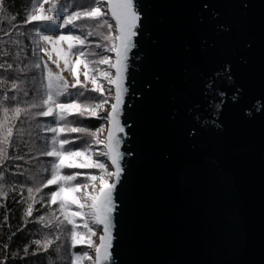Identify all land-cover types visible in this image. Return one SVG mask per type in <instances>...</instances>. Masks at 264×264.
I'll list each match as a JSON object with an SVG mask.
<instances>
[{
	"label": "water",
	"instance_id": "95a60500",
	"mask_svg": "<svg viewBox=\"0 0 264 264\" xmlns=\"http://www.w3.org/2000/svg\"><path fill=\"white\" fill-rule=\"evenodd\" d=\"M246 2L242 19L237 0H138L119 264H264V0ZM225 64L242 90L221 82L212 115L204 82Z\"/></svg>",
	"mask_w": 264,
	"mask_h": 264
},
{
	"label": "snow or ice",
	"instance_id": "6c2138e0",
	"mask_svg": "<svg viewBox=\"0 0 264 264\" xmlns=\"http://www.w3.org/2000/svg\"><path fill=\"white\" fill-rule=\"evenodd\" d=\"M137 3L138 0H32L24 21L32 24V30L17 33V37L31 41L32 58L21 67L19 53L0 52L7 58L0 62V199L16 191L9 177L24 176L25 183L31 182L24 217H32L34 205L40 204L44 214L37 209L35 220L49 230L42 239L32 240L37 247L31 255L47 253L48 264H54L52 256L56 264H119L114 252L116 216L123 205L118 189L127 174L126 165L135 156L131 149L122 148L134 126L126 117V108L134 107L128 104L129 96L138 100L145 96V91L136 87L133 69L134 60L139 59L133 50L139 46L146 18ZM236 7L242 19L247 17L246 0H237ZM0 17L15 28L12 22L16 17H7L4 0H0ZM5 35L11 39L9 33ZM91 37L98 39L92 41ZM11 44L17 45L18 39H11ZM221 82L234 87L235 93L242 90L235 85L231 64L208 77L204 96L212 115L218 114L227 98L219 87ZM145 85L150 92L152 82L146 81ZM68 115L103 123L94 128L71 126ZM48 117L52 120L41 122L40 118ZM195 118L201 119L199 115ZM212 123L222 127L215 120ZM70 133L79 135L69 139L66 134ZM194 134L195 129L189 133ZM33 152L51 159L38 161L29 156ZM21 161L23 171L18 163ZM11 165L16 171L10 172ZM72 169L95 172L65 171ZM25 183L19 185L21 190ZM43 189L49 190L45 193ZM79 246L87 250L77 251ZM23 252L25 256L29 254L27 245ZM11 255L15 257L17 253ZM0 264L5 261L0 260Z\"/></svg>",
	"mask_w": 264,
	"mask_h": 264
},
{
	"label": "trees",
	"instance_id": "16d2710c",
	"mask_svg": "<svg viewBox=\"0 0 264 264\" xmlns=\"http://www.w3.org/2000/svg\"><path fill=\"white\" fill-rule=\"evenodd\" d=\"M81 3H86L87 0H80ZM32 0H4V7L6 9L7 17L10 19L12 16H15L16 19L12 22L15 25V28L12 25H9L7 19L4 17H0V52L5 50L10 51L13 55L19 53V63L21 67L28 62V59H31V49L33 45L30 40H26L24 37H17L18 32H28L32 30V24H25L24 21L31 10ZM71 10V9H70ZM81 24L88 23L81 21ZM79 30V29H78ZM87 30V29H85ZM67 31V30H65ZM5 32L10 34L11 39H18L17 45L11 44V39L8 35H5ZM95 37L89 38L90 40ZM97 38V37H96ZM93 41V40H92ZM7 59L6 57L0 55V62H4ZM2 71V70H0ZM2 91V90H0ZM83 99V98H82ZM42 123H47L52 120L51 117L48 118H40ZM67 121L70 122L71 126H88V127H98L102 120H97L95 118L84 117L81 118L79 116L68 115ZM63 123V121L61 122ZM20 124L17 122V127ZM15 134V130H14ZM41 135H51L48 133H41ZM69 139L76 137L77 133L66 134ZM25 139H28L25 136ZM75 143L79 144L80 141L76 140ZM23 147V145H21ZM12 150H10L11 152ZM24 151H27L24 149ZM23 154V153H22ZM29 156L35 157L38 161H48L51 158L41 157L38 153L33 152L30 153ZM29 157L26 156V159ZM21 163L22 168L20 171H23V162ZM35 168V163L32 165ZM16 171L15 166H10V172ZM66 172L72 171H81V172H95V170H86V169H72L65 170ZM43 178V177H41ZM9 179L15 183L16 191L9 192L8 196L0 199V260H4L5 264H48V254L42 251L38 252L37 255L33 256L31 253L36 250L34 244H32V240L34 239H42V236L45 232L49 230L43 229L42 226L37 223L35 217L37 215V209H39V214H44V209L41 208L40 204L34 205L33 216L25 218L24 217V209L27 204L25 200L27 198V187L31 186V182L25 183V177L20 176L16 178L9 177ZM21 183H25V187L23 190L20 189L19 185ZM52 190H54V186H50ZM49 189H43V192H47ZM39 199V196H37ZM19 201V202H18ZM30 202V201H29ZM56 206H53L55 208ZM58 214V213H57ZM7 244L8 248L5 249L4 245ZM27 245L29 247V254L25 256L23 252L24 246ZM86 250L85 246H79L77 251ZM16 252L17 256L12 257L11 253ZM51 252V250H50ZM52 260L54 264L55 256H52Z\"/></svg>",
	"mask_w": 264,
	"mask_h": 264
},
{
	"label": "rangeland",
	"instance_id": "374dc122",
	"mask_svg": "<svg viewBox=\"0 0 264 264\" xmlns=\"http://www.w3.org/2000/svg\"><path fill=\"white\" fill-rule=\"evenodd\" d=\"M60 2H61V3H66V2L70 3L71 0H60ZM46 7H47V5H46ZM76 32H77V34H79V30H78V29L76 30ZM97 39H98V38L95 37V38L92 39V40H93V41H96ZM40 55L43 56V53H40ZM44 59H47V57H44ZM53 59H55V55H54V54H53ZM61 66H63V65H61ZM50 67H52L53 70H55V65H53V64L50 63ZM81 67H82V66H81ZM78 70H80V69H78ZM64 75H65L69 80H71V76H70L69 73L65 72ZM81 79H83L82 76H81ZM86 250H87V249H86Z\"/></svg>",
	"mask_w": 264,
	"mask_h": 264
}]
</instances>
